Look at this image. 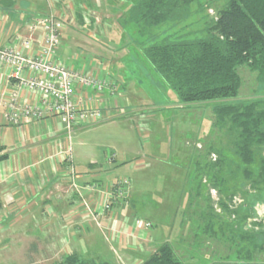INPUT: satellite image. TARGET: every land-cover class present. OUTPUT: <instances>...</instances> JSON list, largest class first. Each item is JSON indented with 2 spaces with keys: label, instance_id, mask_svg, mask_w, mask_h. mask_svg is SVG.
I'll return each instance as SVG.
<instances>
[{
  "label": "rangeland",
  "instance_id": "obj_1",
  "mask_svg": "<svg viewBox=\"0 0 264 264\" xmlns=\"http://www.w3.org/2000/svg\"><path fill=\"white\" fill-rule=\"evenodd\" d=\"M137 1L106 0L112 16L108 13L104 18L105 9L98 11L99 15H91L93 19L107 20L102 22L103 30L98 32L95 29V42L90 44L94 49L78 51L82 55L81 64H67L75 66L76 70L84 65L86 67L81 71L85 72L91 65L106 67L107 78H114L108 79L120 85L123 94L120 98L108 97L115 122L99 124L100 121L87 131L76 133L74 153L90 155L94 159L100 153L108 154L107 157L114 155L118 160L128 158L134 165L133 171L128 172L121 167L109 180L118 176H122L118 179H130L133 190L127 197L132 201L134 214L153 222L154 228L150 233L160 240L169 241L160 244L157 250L168 244L183 264H203L198 256L192 257L196 255L194 246L202 238L206 247L204 256L226 258L233 253L232 258L235 259L237 246L245 244L242 237L254 234L255 242L262 245V250L254 251L253 260L262 262L264 186L258 187L260 191L252 189L251 180L237 168L230 152L228 134L212 126L211 108L179 104L175 92L144 60L136 46L139 38L122 23L123 13ZM226 2L211 0L207 10L193 15L185 23L154 32L163 37L176 31L198 33L216 18ZM191 11L195 13L197 6L192 5ZM95 56L100 61H96ZM237 73L241 79L237 99L264 100V86L258 85L256 74L247 66L238 67ZM129 116L134 117L138 127L127 120ZM116 184L117 181L112 187L115 188ZM207 208L211 209L212 219L200 220L199 213ZM203 223L204 226L208 224L216 235L203 230L200 227ZM1 230L0 246L4 245L1 241L6 235ZM223 230L226 232L224 235ZM59 258L37 255L25 259V262L57 264ZM23 261L21 257H0V264H21Z\"/></svg>",
  "mask_w": 264,
  "mask_h": 264
},
{
  "label": "crops",
  "instance_id": "obj_2",
  "mask_svg": "<svg viewBox=\"0 0 264 264\" xmlns=\"http://www.w3.org/2000/svg\"><path fill=\"white\" fill-rule=\"evenodd\" d=\"M102 9L104 18L108 13L112 16L106 0H0V45L28 53L30 49L23 47L22 41H31L36 51L42 32L33 26L39 17L53 13L64 22L56 59L66 65L81 64L78 51L94 49L90 44L95 42V29L103 30L102 22L107 21L91 17ZM94 59L100 61L96 56ZM105 68L91 65L84 72L107 78ZM11 72L9 65L0 62V230L6 233L0 257H21L25 262L37 255L59 256L57 264H64L73 256L74 264H141L160 244L169 242L150 233L153 222L134 214L127 197L133 190L129 178H125L129 186L124 198L112 187L122 177L109 180L116 170L135 168L128 158L118 160L100 153L94 159L74 153V135L94 126L81 125L68 131L54 116L28 117L18 126L5 122L6 103L13 94L17 93L22 103L37 101L34 93L10 77ZM109 96L112 98L107 90L98 94L80 88L75 95L83 107L103 110L106 117L99 124L115 122ZM127 120L138 127L134 117ZM105 205L110 209L106 211ZM136 220L151 226L145 229Z\"/></svg>",
  "mask_w": 264,
  "mask_h": 264
},
{
  "label": "trees",
  "instance_id": "obj_3",
  "mask_svg": "<svg viewBox=\"0 0 264 264\" xmlns=\"http://www.w3.org/2000/svg\"><path fill=\"white\" fill-rule=\"evenodd\" d=\"M210 1L138 0L123 13L122 23L139 38L140 54L175 92L179 104L211 108L212 126L228 134L237 168L251 180V188L260 191L258 187L264 186V109H260L264 100L237 99L241 85L237 68L247 66L256 74L258 85L264 86V0H227L216 18L198 33L176 31L163 37L154 32L185 23L207 10ZM192 5L197 6L195 13ZM198 218L212 219L211 209L200 212ZM200 227L216 235L208 224ZM241 240L245 244L237 246L235 259L233 253L226 258L204 256L202 238L194 246L196 255L191 256H198L203 264H264L253 260L254 251L262 250L254 234ZM76 262L73 256L64 260V264ZM141 264L183 262L164 244Z\"/></svg>",
  "mask_w": 264,
  "mask_h": 264
},
{
  "label": "built area",
  "instance_id": "obj_4",
  "mask_svg": "<svg viewBox=\"0 0 264 264\" xmlns=\"http://www.w3.org/2000/svg\"><path fill=\"white\" fill-rule=\"evenodd\" d=\"M42 32L37 50L32 49L31 41H22V46L30 51L0 45V62L12 69L11 78L18 80L25 89L37 97L36 104L20 102L19 95L13 94L6 103L5 122L18 126L23 119L54 116L61 120L68 131L76 126L94 125L104 120V115L97 108H85L76 100V89H86L101 94L109 91L111 96H123L119 86L108 78H98L84 71L75 70L56 59V50L64 30V22L53 13L39 17L35 26ZM116 195L123 197L129 186L126 179H119L115 185ZM92 191V188H88ZM113 197V196H112ZM109 210V205L104 206ZM87 212H90L87 208ZM136 224L145 229L149 223L136 220Z\"/></svg>",
  "mask_w": 264,
  "mask_h": 264
}]
</instances>
